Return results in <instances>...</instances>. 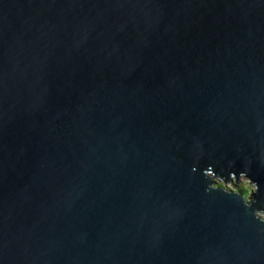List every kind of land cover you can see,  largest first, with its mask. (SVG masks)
I'll list each match as a JSON object with an SVG mask.
<instances>
[{
    "label": "water",
    "instance_id": "water-1",
    "mask_svg": "<svg viewBox=\"0 0 264 264\" xmlns=\"http://www.w3.org/2000/svg\"><path fill=\"white\" fill-rule=\"evenodd\" d=\"M256 211L264 0H0V264H264Z\"/></svg>",
    "mask_w": 264,
    "mask_h": 264
},
{
    "label": "rangeland",
    "instance_id": "rangeland-1",
    "mask_svg": "<svg viewBox=\"0 0 264 264\" xmlns=\"http://www.w3.org/2000/svg\"><path fill=\"white\" fill-rule=\"evenodd\" d=\"M213 180L215 181V184L217 185L220 184L222 185V187L230 190L237 191L240 189V187H242L243 189L248 191V196H250V189L253 188V185L248 183V179L244 177H242L239 181L235 180V178L228 182H223L222 179H216V178H214ZM261 216L264 218V214H261Z\"/></svg>",
    "mask_w": 264,
    "mask_h": 264
},
{
    "label": "clouds",
    "instance_id": "clouds-1",
    "mask_svg": "<svg viewBox=\"0 0 264 264\" xmlns=\"http://www.w3.org/2000/svg\"><path fill=\"white\" fill-rule=\"evenodd\" d=\"M205 174H206L207 176H209V177H212V179H213V178L219 179V178H217V177L214 175V173L212 172L211 169H209ZM244 175H245V174L242 173V174L240 175V177H243ZM234 176H235V175H233L232 177H234ZM247 177H248V176H247ZM248 183H250V184L253 185V188L250 189V191L253 192V193H256V192L258 191V184H257V183H254L249 177H248ZM210 187H211V188L214 187L213 183L211 184ZM255 215H261V211H256V212H255Z\"/></svg>",
    "mask_w": 264,
    "mask_h": 264
},
{
    "label": "trees",
    "instance_id": "trees-1",
    "mask_svg": "<svg viewBox=\"0 0 264 264\" xmlns=\"http://www.w3.org/2000/svg\"><path fill=\"white\" fill-rule=\"evenodd\" d=\"M240 190H241L242 192L248 193V191L245 190V189H243L242 187H240Z\"/></svg>",
    "mask_w": 264,
    "mask_h": 264
}]
</instances>
